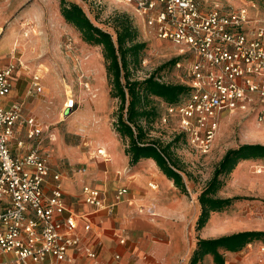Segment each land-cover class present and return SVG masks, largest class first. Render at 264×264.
Listing matches in <instances>:
<instances>
[{
    "label": "rangeland",
    "instance_id": "374dc122",
    "mask_svg": "<svg viewBox=\"0 0 264 264\" xmlns=\"http://www.w3.org/2000/svg\"><path fill=\"white\" fill-rule=\"evenodd\" d=\"M59 1L0 0V59L3 64L18 61L13 93L24 101L25 115L31 114L49 125L45 135L51 139L46 138L45 147L50 163L69 173L74 169L84 172L87 161H97L95 149L106 148L104 142L121 150L127 140H122L113 129L118 99L109 95L101 48L85 43L80 33L65 22L59 12ZM65 1L81 5L95 25L112 34L115 13L125 12L132 18L137 30L136 40L145 44L129 64L130 76L134 79L142 80L152 72L158 73L159 67L176 54L173 44L146 32L127 6L114 0ZM219 1L231 3L234 8L241 7L242 2L253 4L250 16L264 21V0ZM168 73L165 75L171 78ZM33 74L40 76L42 91L28 94ZM85 82L88 89L84 87ZM70 95L78 105L71 112L63 113L64 101ZM257 111L258 108L241 113L224 112L207 154H200L186 143H175L170 148L183 172L187 193L171 186L181 199L174 194L170 195V201L151 198L152 202L176 210L180 218L171 217L166 209L154 216L149 214L161 225L159 231L153 232L148 245H156L164 256L154 258L145 254L141 257L144 264H188L198 237L215 238L244 230L264 231V160L241 162L222 176L216 195L241 198L222 211L211 213L204 227L195 229L200 212L197 196L225 151L244 143L264 144V118L258 119ZM173 126L174 123L167 127L156 125L152 135L165 144L172 138ZM260 241L253 240L251 248L244 246L235 252L225 251L224 264H260L261 254L257 250ZM198 264L214 263L212 257L206 255Z\"/></svg>",
    "mask_w": 264,
    "mask_h": 264
},
{
    "label": "built area",
    "instance_id": "2783aa9c",
    "mask_svg": "<svg viewBox=\"0 0 264 264\" xmlns=\"http://www.w3.org/2000/svg\"><path fill=\"white\" fill-rule=\"evenodd\" d=\"M114 1L129 7L146 32L176 50L171 78L166 75L161 81L180 82L189 91L177 103L163 105L158 126L174 123L172 134H183L189 147L207 154L224 112L258 108V119L264 118V21L250 16L253 4L242 2L234 8L219 0ZM18 65L10 60L0 67V264H61L70 249H83L95 258L92 249L81 245L77 230L81 221L85 232L91 223L85 214L67 207L63 175L52 170L43 148L44 138L51 139L45 135L49 128L35 116L24 115L22 102L4 103ZM84 87L89 88L87 82ZM40 91L41 78L33 74L27 93ZM77 105L73 96H67L63 113ZM20 125L25 139L17 137ZM94 156L110 161L103 147L96 148ZM148 186L157 188L154 182ZM126 193V187L119 188L116 199ZM81 198L95 209L112 211L95 187L83 185ZM246 246L251 248L252 243ZM257 250L258 261L264 264V243ZM5 254L13 259L3 260Z\"/></svg>",
    "mask_w": 264,
    "mask_h": 264
},
{
    "label": "trees",
    "instance_id": "16d2710c",
    "mask_svg": "<svg viewBox=\"0 0 264 264\" xmlns=\"http://www.w3.org/2000/svg\"><path fill=\"white\" fill-rule=\"evenodd\" d=\"M59 12L66 23L72 25L82 40L101 48L105 62L106 77L109 81V95L118 99L117 119L113 125L120 138L126 139L124 152L129 157V165H136L141 159L154 160L161 173L181 192L187 188L175 156L170 152L173 144L185 143L183 134H172V138L162 141L152 135L158 125L164 104H175L189 88L176 81H161L170 72L177 57L171 58L158 73H150L142 80L130 76L129 64L144 48V42L136 40L137 30L132 18L125 12L113 16V32L95 25L81 5L75 2L59 1ZM156 128V127H155ZM246 160H264V144L244 143L229 148L214 167L210 179L197 196L200 205L195 229L200 230L210 214L227 208L240 196L218 197L216 192L222 185L221 177L228 175ZM253 240L264 243V231L244 230L215 238L198 237L188 264H198L204 256L210 255L214 264H224V252H235Z\"/></svg>",
    "mask_w": 264,
    "mask_h": 264
},
{
    "label": "crops",
    "instance_id": "0c3cea01",
    "mask_svg": "<svg viewBox=\"0 0 264 264\" xmlns=\"http://www.w3.org/2000/svg\"><path fill=\"white\" fill-rule=\"evenodd\" d=\"M2 65L5 64L0 59V67ZM16 75L17 70L13 76V87L4 98L5 104L14 101L24 103L22 98L13 93ZM23 114L25 115L24 109ZM43 125L49 128V125ZM22 136L23 128L20 125L17 126V137L22 138ZM46 138L42 145L47 151ZM103 144L108 149L110 161L105 162L100 158H97V161H87L84 172L74 169L69 173L67 169H61L51 163L52 170L60 171L63 175L61 184L67 207L76 213L85 214V221L91 223V228L86 232L82 229L84 221L79 223L77 230L81 235V245L88 246L96 253L95 258H90L83 249H70L67 252V259L61 264H144L141 257L145 254H151L154 258L163 257L164 252L158 250L156 245H148L153 232L159 231L161 225L158 219L152 216L156 212L163 213L166 209L171 217H180L176 210L165 208L152 201L156 198L170 201L171 194L181 199L171 188L174 187L172 181L158 170L154 160L141 159L136 165L130 166L124 147L119 150L113 144L107 142ZM11 146L14 148V142ZM131 171L134 174H130ZM149 182L156 183L157 188H150ZM85 184L97 188L103 196L104 204L111 206L112 211L106 208L95 209L84 203L81 198V188ZM121 187H126L127 193L117 200L116 192ZM121 239L124 240L123 243L120 242ZM116 255L118 258L115 257ZM2 259L10 261L13 256L5 254Z\"/></svg>",
    "mask_w": 264,
    "mask_h": 264
},
{
    "label": "water",
    "instance_id": "95a60500",
    "mask_svg": "<svg viewBox=\"0 0 264 264\" xmlns=\"http://www.w3.org/2000/svg\"><path fill=\"white\" fill-rule=\"evenodd\" d=\"M69 113V112H68Z\"/></svg>",
    "mask_w": 264,
    "mask_h": 264
}]
</instances>
